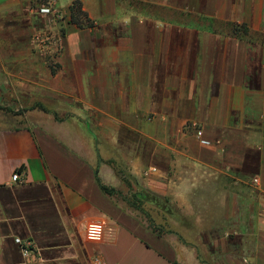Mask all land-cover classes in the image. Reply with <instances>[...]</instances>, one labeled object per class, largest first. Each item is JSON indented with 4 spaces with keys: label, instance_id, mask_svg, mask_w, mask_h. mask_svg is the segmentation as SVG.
Returning <instances> with one entry per match:
<instances>
[{
    "label": "crops",
    "instance_id": "1",
    "mask_svg": "<svg viewBox=\"0 0 264 264\" xmlns=\"http://www.w3.org/2000/svg\"><path fill=\"white\" fill-rule=\"evenodd\" d=\"M23 1L0 0V24L21 36ZM73 1L58 0L69 19ZM81 1L96 26L67 25L57 70L25 77L37 55L0 54V77L26 79L54 111L0 127V264H264V0ZM126 176L168 199L179 234L132 211ZM96 220L99 242L85 236Z\"/></svg>",
    "mask_w": 264,
    "mask_h": 264
},
{
    "label": "rangeland",
    "instance_id": "2",
    "mask_svg": "<svg viewBox=\"0 0 264 264\" xmlns=\"http://www.w3.org/2000/svg\"><path fill=\"white\" fill-rule=\"evenodd\" d=\"M24 5L26 8V12L24 13L23 23L24 28L29 29L27 34L24 33L16 34L13 32L12 28H8L9 30H5V24H0V39L6 41L10 40V42L14 41L15 38L22 42L21 47H15L13 42L9 45L7 43L2 44L0 41V54H10L11 51H15L16 49H20L19 52H22V48L24 51L29 49V53L37 55V61L32 64H24L22 67L28 69L25 77H30L31 74L33 76L36 75L37 71L43 65L47 67L50 71H55L59 68L57 58L62 51H55L53 49H41L37 46L35 40L42 32L46 31L49 27L48 21L44 19L43 16L37 15L35 13L37 9L38 0H24ZM119 5L122 7L130 6L135 7L137 9L146 10V6L144 7V3L139 2L138 0H119ZM34 15V16H33ZM28 18V19H27ZM30 20V22H29ZM22 23V24H23ZM36 24L38 27H35L34 31H32V27L29 24ZM21 26V25H20ZM23 26V25H22ZM3 27V28H2ZM3 29V30H2ZM8 32V33H7ZM33 32V33H32ZM17 69V67H14ZM18 80H25L23 78L17 79L15 77L11 78H1L0 77V127H9V128H21L27 125H31V123H36L39 117V114L46 113H54L53 109H48L44 106L43 102L39 98L37 93L33 92H23L21 87L17 86ZM20 90V91H19ZM52 99L46 102V105L52 106ZM127 193L123 194L125 200L127 198L133 199V194L139 191L141 185L137 180L131 176H126L124 178ZM135 185L136 187H134ZM135 188H138L137 190ZM127 209H131L129 206L125 205ZM134 209V208H133ZM156 203L145 204L142 209H134L132 210L139 218H141L145 225H148L151 230L157 232L158 235L163 234H179L176 231V227L173 226L171 221H168L166 210L162 209ZM169 211V210H168ZM179 211L175 207L170 208V212ZM180 214V213H179ZM178 236V235H177ZM181 239V238H180ZM194 240V239H193ZM196 240V239H195ZM211 258L209 257V260Z\"/></svg>",
    "mask_w": 264,
    "mask_h": 264
},
{
    "label": "built area",
    "instance_id": "3",
    "mask_svg": "<svg viewBox=\"0 0 264 264\" xmlns=\"http://www.w3.org/2000/svg\"><path fill=\"white\" fill-rule=\"evenodd\" d=\"M36 12L46 18L48 21V29L42 32L36 38L35 42L37 46L41 49H53L55 51H62L64 48V42L66 37V28L70 24V19L66 14L58 7V0H38ZM196 136L203 145L211 146L212 142L204 138V131L202 128H196ZM26 173L16 172L12 175L13 183H19L24 178ZM107 231V224L103 220H96L90 222L85 229V236L87 240L93 242L102 241L105 238ZM19 243H22L18 239ZM26 244V243H24ZM25 253L29 254L30 247L24 246ZM98 264H106L105 262L99 260Z\"/></svg>",
    "mask_w": 264,
    "mask_h": 264
},
{
    "label": "trees",
    "instance_id": "4",
    "mask_svg": "<svg viewBox=\"0 0 264 264\" xmlns=\"http://www.w3.org/2000/svg\"><path fill=\"white\" fill-rule=\"evenodd\" d=\"M70 23L75 25L79 29L93 28L96 26L95 21L92 20L88 13L83 9V3L81 0H75L69 7ZM218 29L227 33L230 36L238 37L244 40L252 41L251 30L246 24H236L231 22H217ZM97 181L101 189L109 194L113 195L117 193L115 189H111L104 185L101 178L96 174ZM127 202L134 209H142L145 204L156 203L157 206L164 210L167 209L168 199L166 197L160 196L148 189L141 188L135 194H133V199L127 198ZM170 207V206H169Z\"/></svg>",
    "mask_w": 264,
    "mask_h": 264
}]
</instances>
